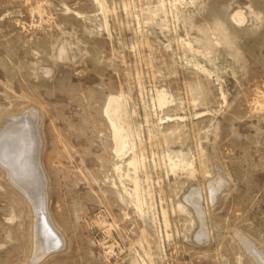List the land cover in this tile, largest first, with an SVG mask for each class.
Returning <instances> with one entry per match:
<instances>
[{"label":"rangeland","instance_id":"obj_1","mask_svg":"<svg viewBox=\"0 0 264 264\" xmlns=\"http://www.w3.org/2000/svg\"><path fill=\"white\" fill-rule=\"evenodd\" d=\"M120 94L135 130L124 158L104 109ZM10 123L41 140L21 164L40 170L17 185L0 166V264L264 255V0H0V129ZM134 157L144 204L131 178L130 195L121 187ZM39 213L57 232L47 245Z\"/></svg>","mask_w":264,"mask_h":264},{"label":"bare ground","instance_id":"obj_2","mask_svg":"<svg viewBox=\"0 0 264 264\" xmlns=\"http://www.w3.org/2000/svg\"><path fill=\"white\" fill-rule=\"evenodd\" d=\"M241 11L237 10V11L233 12L234 13L233 14L234 20H236L240 23H242L246 20L244 13ZM157 94H158L157 101H158V104L160 106H163V105L165 106V104L168 102L170 97H172V95H170L166 89H160ZM126 108H125V102H124V98H123L122 94L112 95V96L110 95L108 102L106 104V108H104L105 109V115H106L107 120H108L107 122H109V124L111 125V128H112V136H113V141H114V146H115L114 151H115L118 158H124L125 156H127L129 150L135 144V139H134L135 138V130L133 129L134 126L132 127L133 124H131V121H130L131 115L129 116ZM32 117H34V116H32ZM35 117H36V115H35ZM31 118L28 117V118H25V120L26 119L31 120ZM27 123H29V122H27ZM15 125H17V124L16 123H10L9 125L4 127L3 129H0V166L3 168V170H6L10 173L8 179L11 178V180L14 181L15 184L20 185V184H22L20 179H22L21 177H23V175L31 176L30 179L32 177L36 178L35 177L36 171L40 170V168H37V166L35 167V166L29 165V164L26 166H22L21 164H23L24 159L26 160V157H27V159L30 158V159L36 160V161L39 160L40 153H41V151H40L41 150V140L40 139L38 140V144L35 147L36 143L35 142L33 143V141H31L29 139V132L28 131H22V133L17 132L16 129H14V128H16ZM38 129H39V127L35 123L34 127H33V132L36 134V132H38ZM31 147H33V150L31 149ZM127 164L129 167H132L134 169L135 176H134V178H132L131 174L120 173L119 177H120V182L122 185L121 187L124 188V191L126 192L127 195L128 194L130 195L131 192L127 189L126 184H125V180H129V178H131L135 183L134 193L136 194L137 200H138V202L144 204L143 199L140 200L141 199V193H142V187H141V182H140V179L138 176L139 161L136 159V157H134ZM38 166H39V164H38ZM120 169L121 168L119 166H117L116 170L119 171ZM42 176H37V177H39L38 181H40V178H41V180L43 179ZM33 180H35V179H33ZM42 190L39 189V190L35 191L36 197L38 196L37 198L35 197V199H33V204L35 205V209L38 208L39 202H41V201L45 202L46 201V194H45L44 188ZM193 190H194V188H193ZM192 194H193L192 199L194 202V204H193L194 210H197L198 212H200L201 211L200 209H202L201 190H194V191H192ZM188 197H189V195H188ZM190 203H192V201ZM38 217H39V220H41L43 222H47L44 224V226L46 228H48V230H47V232H45V234L43 236L44 243L47 245L54 239V236L57 232H56V229L54 228V224H52L53 222H51L46 217V214L40 215V213H39ZM44 218H45V221H44ZM37 223L38 222H36V225H37ZM204 234H206V233H204ZM197 237H199V236H197ZM203 237L204 236L200 235V238H203ZM247 248H248V246H247ZM248 250L253 255V257L255 258V259H253V260H255V264H264V255L261 252H259L258 250H256L253 247H250V246H249ZM38 258H40V256ZM38 258H36V260Z\"/></svg>","mask_w":264,"mask_h":264}]
</instances>
